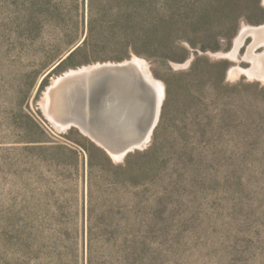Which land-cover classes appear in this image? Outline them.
I'll use <instances>...</instances> for the list:
<instances>
[{
    "label": "rangeland",
    "instance_id": "1",
    "mask_svg": "<svg viewBox=\"0 0 264 264\" xmlns=\"http://www.w3.org/2000/svg\"><path fill=\"white\" fill-rule=\"evenodd\" d=\"M218 1L172 2L179 44L190 48L187 60L167 68L132 54L147 61L157 80L168 78L177 87L155 150L143 153L152 136L130 162L131 172L141 171L138 186L116 190L115 168L126 157L112 156L77 127L57 128L42 106L51 83L80 68L52 74L42 87L52 70L42 72L44 64L59 38L78 35L59 34L55 16L70 23L76 7L68 0H0V264H83L82 230L92 228L99 257L113 244L104 232L120 222L138 246L151 247V254H139L143 263L152 255L154 264H264V80L247 72L253 36L237 44L245 25H264V0ZM244 16L263 22L241 20L228 47L235 19ZM187 37L218 49H192ZM254 50L264 53V45ZM100 51L113 57L129 49ZM196 54L229 62L225 78L217 81L216 71L209 82L180 75ZM99 62L121 61L84 66ZM30 117L48 141L33 142L40 137ZM84 137L108 155L93 149L98 165L92 176L89 154L78 143H87ZM149 167L152 184L144 179Z\"/></svg>",
    "mask_w": 264,
    "mask_h": 264
},
{
    "label": "trees",
    "instance_id": "2",
    "mask_svg": "<svg viewBox=\"0 0 264 264\" xmlns=\"http://www.w3.org/2000/svg\"><path fill=\"white\" fill-rule=\"evenodd\" d=\"M65 1V0H62ZM71 8L76 7V17L70 23L66 17L61 14H56V26L59 34H78L64 35L59 38L56 52L50 56L45 64L42 72L50 69V73L44 78L42 87H44L52 74H59L68 68H77L97 61H123L131 58L132 54L143 56L151 61H159L168 68L170 62H183L190 58V48H183L179 44V18L173 8L174 0H68ZM221 0L218 1V5ZM218 10V6H217ZM216 10V11H217ZM214 13H212L213 15ZM199 15H203L200 11ZM264 18V17H263ZM263 18L259 20L250 19L244 16L234 21V28L230 30L228 39V47L231 44L232 38L236 35L241 20H245L251 24H259L263 22ZM108 34V35H105ZM189 47L199 49L201 52L208 50H217V47L197 45L188 38ZM81 42V44H80ZM80 44L79 46H77ZM77 46V47H76ZM127 46L129 49L125 55H117L107 57L101 55V49L120 48ZM76 47V48H75ZM75 48V49H74ZM72 49H74L65 59H63ZM230 63L227 61H211L204 55L196 54L187 71L182 74H197L196 78H205L208 82L212 77L213 72H219L220 77L225 78L226 71ZM166 84V98L163 104V113L157 128L154 131L153 142L151 146L143 153L150 154L155 150L158 132L160 131L164 112L167 108L169 100L174 95L177 87L176 83L168 78L163 77ZM205 81V82H207ZM204 82V83H205ZM203 84V83H202ZM99 103V101H98ZM97 103V104H98ZM34 128L37 130L38 138L33 142H45L47 138L45 130L30 117ZM87 143H79V145L87 150L89 158L87 168L92 176L94 169L97 167L95 163L94 150L100 151L104 156H108L106 152L94 142L85 138ZM73 150V149H72ZM73 152L78 157V152L74 149ZM142 153V154H143ZM141 154L135 151L126 157V161L122 165H118L115 169V181L113 186L116 190L122 188H136L139 184L141 171L135 170L131 172V160ZM127 172H130V174ZM129 175V176H128ZM128 176V178H126ZM149 178V183L153 181V168L144 172V179ZM92 179V178H91ZM90 182V181H89ZM152 184V183H151ZM92 197V195H91ZM134 200V199H133ZM92 201V200H91ZM120 203V200H117ZM91 211V210H90ZM121 213V212H120ZM121 224V225H120ZM117 223V227L104 232L106 235L113 237V244L108 245V252L102 253L99 257L96 255L94 247V232L91 227L87 230H82L85 234V250L83 264H154L152 255L145 259L144 263L139 254L144 255L148 252L151 254V247L144 245L143 248L137 245V241L130 236V233L121 228L122 223ZM123 227V226H122ZM138 248L142 249L139 250Z\"/></svg>",
    "mask_w": 264,
    "mask_h": 264
},
{
    "label": "water",
    "instance_id": "3",
    "mask_svg": "<svg viewBox=\"0 0 264 264\" xmlns=\"http://www.w3.org/2000/svg\"><path fill=\"white\" fill-rule=\"evenodd\" d=\"M146 65V60L134 56L121 62H99L88 71L64 73L50 90L55 97L54 118L63 125L54 118L51 123L59 129L79 128L121 160L146 148L166 98L165 84L155 83L145 72Z\"/></svg>",
    "mask_w": 264,
    "mask_h": 264
},
{
    "label": "bare ground",
    "instance_id": "4",
    "mask_svg": "<svg viewBox=\"0 0 264 264\" xmlns=\"http://www.w3.org/2000/svg\"><path fill=\"white\" fill-rule=\"evenodd\" d=\"M240 34L241 35L239 36V39L237 40V44H240V45L242 44V42L244 41V39L247 36L250 35V36H253V38H254V43L251 46L250 51L247 55V58H249L252 61L253 67L248 69L247 72L251 73L253 76L261 77L262 79H264V53H259V54H257L256 52L254 53V51H255L254 49L256 47H258L259 45L260 46L264 45V25H261V26L245 25ZM239 46L237 48V52L235 50L236 54L238 53ZM94 65H96V64L89 65V66H83V67H80L77 69H71V70L67 71L66 73H76V71H78V70H81L80 72L88 71V70L94 68ZM144 68H145V72L150 76V78L153 79L155 83H158L159 80H157L153 76L148 65H146ZM60 77L61 76H59L57 79H55L51 83V85L47 88V91H46L45 96H44L43 101H42V103H43L42 106H44L45 113L47 114L49 119L54 118L52 106H55V102H54L55 97L53 96V93L50 90L57 84L58 79ZM55 120L58 122V124L63 125L57 119H55ZM113 156L117 157L115 154H113Z\"/></svg>",
    "mask_w": 264,
    "mask_h": 264
},
{
    "label": "flooded vegetation",
    "instance_id": "5",
    "mask_svg": "<svg viewBox=\"0 0 264 264\" xmlns=\"http://www.w3.org/2000/svg\"><path fill=\"white\" fill-rule=\"evenodd\" d=\"M261 26V25H260Z\"/></svg>",
    "mask_w": 264,
    "mask_h": 264
}]
</instances>
